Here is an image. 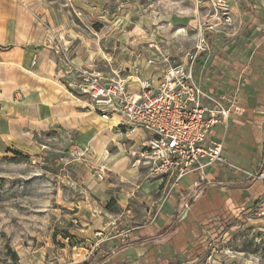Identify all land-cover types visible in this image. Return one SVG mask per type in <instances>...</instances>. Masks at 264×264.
I'll return each instance as SVG.
<instances>
[{
  "label": "rangeland",
  "instance_id": "rangeland-1",
  "mask_svg": "<svg viewBox=\"0 0 264 264\" xmlns=\"http://www.w3.org/2000/svg\"><path fill=\"white\" fill-rule=\"evenodd\" d=\"M45 1L53 10L51 19L39 16L41 30L82 119L71 129L33 132L28 124L42 125L34 106L20 104L17 120L0 117V264H264V192L229 194L224 210L193 216L176 240L180 213L160 223L162 209L135 188L134 178L146 173L132 163L138 146L131 138L138 142L140 131L94 118L86 96L68 88L84 68L124 77L142 73L151 56L170 61L200 40L209 44L208 31L221 32L215 0ZM0 115L15 116L7 105ZM260 166L264 160L255 173ZM170 222L162 240L134 243L139 230L157 225L149 233L157 234Z\"/></svg>",
  "mask_w": 264,
  "mask_h": 264
},
{
  "label": "crops",
  "instance_id": "crops-1",
  "mask_svg": "<svg viewBox=\"0 0 264 264\" xmlns=\"http://www.w3.org/2000/svg\"><path fill=\"white\" fill-rule=\"evenodd\" d=\"M226 1L229 2L227 16L222 15L217 22L221 32L217 36L216 29L208 31L212 36L206 44L207 49L196 59L193 74L201 88L215 94H235L243 108L242 114L231 116L226 128L217 125L213 131V139L223 141L224 158L239 170L218 163L205 166L202 173L190 172L174 181L167 175H149L148 166L139 164L136 161L138 155L131 153L132 163L146 170L143 177L134 178L135 188L146 203L157 205V211L162 209L159 222L176 211L180 213L173 228V235L179 241L185 237L193 216L224 210L222 204L231 196L229 194L256 196L264 192L263 180L245 173H255L254 168L264 160V0ZM50 9L53 7L45 0H0V111L7 105L15 115L13 118L10 115L0 117L17 120V115L21 114L20 104L34 106L33 113L39 116L42 125L28 124V129L33 132L47 129L51 124L71 129L82 119L79 115L81 102L77 103L76 99H79L67 90L61 79L63 73L46 45L48 35L41 30L39 16L51 19ZM230 43L236 48H229ZM184 55L175 52L172 57L183 61ZM161 66L155 69L146 64L140 74L156 78ZM18 93L23 95L20 101ZM92 112L94 118L101 120L92 108L87 111ZM64 117H68L67 120ZM107 122L111 128L115 124L114 119ZM71 123L73 126H67ZM141 137L139 134L138 142L131 138L138 146L132 152L140 150ZM118 165L123 172L127 160L120 159ZM172 225L170 222L165 229L152 235L149 233L160 226L141 229L136 233L138 241L134 243L145 246L162 240Z\"/></svg>",
  "mask_w": 264,
  "mask_h": 264
},
{
  "label": "built area",
  "instance_id": "built-area-1",
  "mask_svg": "<svg viewBox=\"0 0 264 264\" xmlns=\"http://www.w3.org/2000/svg\"><path fill=\"white\" fill-rule=\"evenodd\" d=\"M214 6L227 16L225 0H215ZM206 49L205 41L200 40L186 51L183 61L147 58L150 67L157 69L162 64L156 78L138 72L107 77L84 68L68 88L86 96L101 120L114 119V128L140 131V150L132 154L138 155L139 164L148 166L149 175H167L178 181L218 163L239 170L226 161L223 141L213 139V131L217 125L226 128L231 116L242 114L243 108L235 94H215L198 84L193 71L196 59ZM253 176L263 179L264 166Z\"/></svg>",
  "mask_w": 264,
  "mask_h": 264
},
{
  "label": "trees",
  "instance_id": "trees-1",
  "mask_svg": "<svg viewBox=\"0 0 264 264\" xmlns=\"http://www.w3.org/2000/svg\"><path fill=\"white\" fill-rule=\"evenodd\" d=\"M261 169H262V167L260 166V167L257 169V170H258V172H259ZM258 172H257V173H258Z\"/></svg>",
  "mask_w": 264,
  "mask_h": 264
},
{
  "label": "bare ground",
  "instance_id": "bare-ground-1",
  "mask_svg": "<svg viewBox=\"0 0 264 264\" xmlns=\"http://www.w3.org/2000/svg\"><path fill=\"white\" fill-rule=\"evenodd\" d=\"M135 130H138V129H134L133 131H135ZM139 131V130H138Z\"/></svg>",
  "mask_w": 264,
  "mask_h": 264
}]
</instances>
